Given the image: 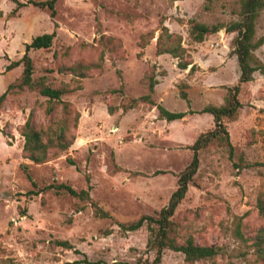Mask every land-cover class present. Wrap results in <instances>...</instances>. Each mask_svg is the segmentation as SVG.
<instances>
[{
  "label": "rangeland",
  "instance_id": "rangeland-1",
  "mask_svg": "<svg viewBox=\"0 0 264 264\" xmlns=\"http://www.w3.org/2000/svg\"><path fill=\"white\" fill-rule=\"evenodd\" d=\"M17 1L24 6L0 0V95L23 69L6 72V65L20 60L33 38L54 32L51 48L29 52L32 78L67 87L61 100L80 118L66 152L33 164L22 156L19 128L30 113L38 127H46L61 106L48 115L47 98L36 91L7 96L0 110V256L13 264L151 261L147 226L125 233L117 223L155 216L168 204L192 159L189 147L213 129V121L206 115L190 124L167 123L149 103L123 108L148 94L144 79L151 71L157 81L151 96L155 105L191 118L206 106L222 105L240 75L231 52L236 34L225 32L240 21L239 1L58 0L54 18L28 3L46 0ZM189 21L221 30L195 43ZM162 27L181 36L196 67L192 73L191 65L180 70L178 59L156 54ZM253 41L260 43L252 52L255 63L264 65V9ZM74 67H86L83 77ZM238 98L242 107L236 120L225 121L231 146L213 141L200 151L198 170L172 217L176 243L191 236L220 249L213 260L195 264H258L250 245L264 228L257 208L264 200V75L255 72ZM59 185L88 190V198L71 196ZM160 264L186 262L182 253L165 250Z\"/></svg>",
  "mask_w": 264,
  "mask_h": 264
},
{
  "label": "trees",
  "instance_id": "trees-1",
  "mask_svg": "<svg viewBox=\"0 0 264 264\" xmlns=\"http://www.w3.org/2000/svg\"><path fill=\"white\" fill-rule=\"evenodd\" d=\"M18 7L24 4L17 0H11ZM58 0L46 1H29V4L39 8L42 11H48L50 18L56 16L55 5ZM184 0H168L169 3ZM241 6L240 21L231 23L225 28L226 33H235L236 36L232 41V55L236 56L240 75L237 83L227 88V93L223 99V104L220 106H206L200 113L209 114L212 117L213 129L205 133H201L195 142L189 147L192 151V159L187 167L179 174L177 179V188L172 193L168 204L159 211L155 216L143 215L136 221L129 223H117L118 227L123 232H135L141 229L144 225L147 226L149 237L146 243V251L153 253V259L141 260L139 259L135 264H160L162 255L165 250H172L180 252L184 256L186 264H195L197 261H211L220 252V249L215 246L201 245L195 242L193 237H188L183 243L179 244L172 239L173 221L172 217L185 198L188 185L195 176L199 167V153L202 149L207 147L211 142H225L228 146L230 144L229 133L225 121H235L238 112L242 107L238 95L241 86L245 83L253 81V74L259 71L264 75V65L255 63L252 54L260 43L254 42L255 35V22L260 13L264 9V0H238ZM189 37L195 43H202L207 35L217 33L221 28L216 25L207 26L199 24L195 21H189ZM55 33H45L39 35L31 40L30 43L25 44L24 54L18 61H11L5 67V71L9 72L19 66H22L21 76L10 83L6 91L0 95V110L6 101L7 96L15 91H36L41 96L47 98L48 105L46 107V114L51 115L55 110V105L61 106V113L55 118L51 119L46 127H38L34 121L33 113H30L23 125L19 128V134L23 138L22 156L24 159L29 160L33 164H43L51 157L57 156L60 153L66 152L73 144L75 136L73 130L77 128V123L80 118L78 112L72 109L70 103L62 101L61 97L69 91L67 87L53 88L45 83V78L34 80L33 63L29 56L32 50H47L51 48ZM148 44L145 40L141 44V49ZM188 50L182 46V38L180 35L172 34L166 27H162L161 34L156 39V54L163 55L169 54L173 58L178 59L177 67L180 70H187L191 65L189 73L195 70V65L189 58ZM73 68L78 70L76 76L83 77V69ZM88 68V67H87ZM144 81L148 86V94L139 99H132L129 106L123 108L124 112L134 109L138 103H149L156 107L159 112V117L167 122L175 120H182L186 117L187 113L170 112L160 105H155L152 101L154 88L157 84L156 77L151 71L146 75ZM183 99H186V94L181 93ZM111 113V112H110ZM27 174V173H26ZM27 178L32 182L29 174ZM87 182L89 180L87 179ZM33 183V182H32ZM34 184V183H33ZM59 189L65 190L69 195L80 198H88V190L76 192L74 189L67 185H59ZM32 191L28 192V196H32ZM259 215L264 219V200L259 199L257 203ZM102 212V211H101ZM108 216L107 213H102ZM251 248L256 257L258 264H264V228H261L258 233L251 239ZM56 244L65 249H72L71 245L67 242L57 241ZM2 248L0 247V254ZM0 264H13L11 259L0 256Z\"/></svg>",
  "mask_w": 264,
  "mask_h": 264
},
{
  "label": "crops",
  "instance_id": "crops-1",
  "mask_svg": "<svg viewBox=\"0 0 264 264\" xmlns=\"http://www.w3.org/2000/svg\"><path fill=\"white\" fill-rule=\"evenodd\" d=\"M196 115L195 118H191V115H187V117H185L184 119L180 120L181 122L182 121H187L188 120V124H190L192 121H195V122H199V117H202V116H206V115H209V114H201L199 115L198 113L197 114H194ZM210 116V115H209ZM211 117V116H210ZM212 118V117H211ZM165 121V120H164ZM177 121V120H175ZM167 122V121H166ZM173 122V121H172ZM172 122H167V123H172Z\"/></svg>",
  "mask_w": 264,
  "mask_h": 264
}]
</instances>
